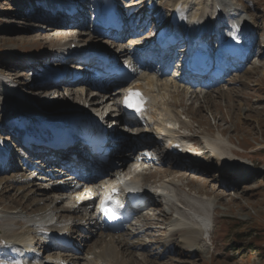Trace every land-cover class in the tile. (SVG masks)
<instances>
[{"label":"rangeland","instance_id":"rangeland-1","mask_svg":"<svg viewBox=\"0 0 264 264\" xmlns=\"http://www.w3.org/2000/svg\"><path fill=\"white\" fill-rule=\"evenodd\" d=\"M148 1L112 0L120 29L110 26L95 37L93 27L103 22L98 20L97 11L92 10L88 0H0V114L16 110L22 105L21 101L32 102L41 107L35 110L31 120L39 121L55 116L58 111L48 108L63 105V108L78 109L75 105L87 106L91 98L96 100L92 104L98 113L112 112L125 87L141 84L151 76L154 79L151 94L156 97L165 95L161 103L170 110L175 125L180 126L176 134L185 144L195 148H190L191 153L161 158L160 148L155 145L134 147L142 133H154L151 126L147 128L139 117H135L138 122L130 124L116 119V131L121 132V138L111 158L121 160V166L107 167L91 183L88 182L89 186L83 192L93 198L89 204H77L82 196L68 188L72 175H91L86 165L76 167L61 159L60 175L52 179L65 183L68 189L62 195H41L34 183L39 180L37 177L30 178L35 185L18 188L20 184L14 181H25L30 175L18 166L0 168V264H10L14 260L26 262L23 252L12 250L10 246L18 244L20 236L29 235L33 236L32 242L28 240L32 244L31 254L38 255L32 262L34 264L51 263L52 259L62 258L67 264H96L98 251L111 237L118 241L123 260L127 259L130 264H264V51L258 48L260 42H264V0H217L222 8L225 3L240 7L236 19L251 24L254 40L247 49L245 68L237 69V65L232 64L233 67H227L230 71L224 72L208 87L190 86L187 80L171 75L172 70L149 62L155 53L153 36L161 20H168L171 0H151L152 8L155 5L160 9L161 18L155 12L150 14V7L146 8ZM206 7L212 8L211 0L206 2ZM66 12L70 17L75 16V23L69 24L66 18H62L63 13L68 16ZM52 16L58 17L53 20L66 25H47ZM215 19L219 21V16ZM209 43L214 46L216 38L209 39ZM73 46L86 50H125L124 58L132 61L127 86L109 83L102 91H90L85 95L78 89L79 85H53L49 81L51 85L47 84L45 88L49 89L50 96L34 97L33 94L41 88L33 84L34 75L62 69L67 73L77 64L74 61L66 65L60 63L62 58L77 57L69 51ZM179 75L182 73L178 71ZM64 76L70 77L69 74ZM113 93L111 100L99 105V95L105 98ZM2 125L0 122V142H10L12 136ZM204 135L222 139L224 142L219 144L220 148L232 159L246 164L250 175L243 167L246 179L224 173L228 168L230 171L235 168L223 167L219 158L211 155L202 138ZM8 145L10 161L14 163L17 161L16 144L10 142ZM151 148L157 150L156 154L149 151L146 155L152 161L143 160L139 149ZM194 157L201 160L194 162ZM108 161L110 158L100 164L106 165ZM124 173H130L132 179L140 183L149 181L154 186L165 185L167 192L163 196L155 194L152 197L154 203L137 209V217L126 223L123 229H112L109 236L87 234L88 223L94 220L95 195L114 180L115 175L120 177ZM4 182L13 189L9 190ZM7 206L16 208L7 210ZM202 210L210 212L212 229L200 243V250L189 252L185 249L187 246L179 243V235L168 234L163 221L179 218L182 227L197 228L193 214ZM46 212L55 215L60 222L69 221L73 225L70 247L63 248L61 242L50 246L43 233L32 225L36 217ZM147 212L151 215L146 216ZM164 240L169 241L167 247H162Z\"/></svg>","mask_w":264,"mask_h":264},{"label":"bare ground","instance_id":"bare-ground-1","mask_svg":"<svg viewBox=\"0 0 264 264\" xmlns=\"http://www.w3.org/2000/svg\"><path fill=\"white\" fill-rule=\"evenodd\" d=\"M88 1L90 3V7L92 8V10L97 11L98 20L103 22V23L99 22L93 27V29H96V31L93 30V33H95V37H98V35H99L98 33L106 31L104 25L108 21V19H111L114 22L118 23V21H119L118 14H117V11L114 8L111 0H88ZM207 1H209V0H194L192 2H189L188 0H171L170 1V3H171L170 4V11H171L170 16H169L167 21L161 20L158 27L164 28L166 34H172L174 37H177L178 35H183L185 37L186 47H187L201 33L204 34L203 26L208 28V31L205 32V35L209 34L210 29L212 27H215V23H216L215 18L216 17L218 18L217 7L219 6V4L217 3L218 2L217 0H211V7L212 8L209 9L206 7ZM152 3L153 2L151 0L148 1L146 3V8L150 7V9L148 8L151 11L150 14L154 15V12H155L157 15H160L159 17L161 18V14H160L161 12L159 11L160 9L158 10L155 5L152 8ZM106 4H108L110 6V12L109 13H106V11L104 10ZM232 6L234 7V9H237V8H235L236 5H232ZM223 7L227 8L228 6L225 3ZM66 13L68 14V16L66 17V14L63 13L62 18H66L65 20H66V22H69V24L75 23V20H74L75 16L70 17V14L68 12H66ZM197 13H199L200 15L196 16ZM212 16H213V18H211ZM197 17H199V18L197 19ZM53 18L56 19L58 17L52 16V18H50L46 22L47 25H57V24L58 25H64V24L66 25L65 22H62L60 20H53ZM219 18H221V17H219ZM233 19L237 20L239 23V26H241V28L243 30L242 34L247 35L246 30H248L249 28H252V27H250L251 24L249 22H246V21H240V20L236 19V17H234ZM219 22L222 23L223 20H220ZM216 33H218V34L216 35L215 33H212L210 35V39L214 38V37L216 38L215 55H216V58L218 59V63L220 66L219 68H221L222 65H224V64L237 65V69L239 67L245 68L244 58L242 57V54H241L239 48L236 46H234V47L229 46L225 42L226 36L230 32H228L227 30L223 31L221 29H217ZM240 39H241V37H240ZM85 50H86V48L79 47V46H73L72 48L69 49V51H72V54L78 53V52L83 53V52H85ZM184 50H186V49L183 48V45H181V46H179V48L175 49V51H174V53L176 55L175 66H172V65H170V66L171 67H177V69H175V70L170 69V70H172V74L178 75V69L184 67L187 64L185 61H186V56L188 54H185ZM86 51H88V50H86ZM89 51L93 52L95 54H99L100 52H102L101 50H94L93 48L89 49ZM120 52H121V54H124L125 50H121ZM69 61H74L75 63H77V64H74V66L80 67V68H78L79 70L82 69V67H81L82 61L78 58H62L60 60V63H61V65H66ZM127 63H130V61H127ZM235 69H236V67H235ZM64 75L65 74L61 73V75H60L61 77L59 76L60 78H58V81H52V84L56 85L58 83H60V84L61 83L62 84L68 83L71 85H75L77 87L79 85L78 89L81 90V92L85 95L86 94L88 95V93L90 91H97V92L102 91V89L105 88L107 85H109L110 82L112 84H113V82H115V81H113V78H107L106 79L107 81L104 80L105 84H103L102 86L101 85L99 86L96 82H87L84 79H81V80L78 79L75 81V83H71L70 77L68 78V77H65ZM153 80L154 79L151 76H148V77H146V79L143 83L137 84V85L131 87V89L129 90L130 93L139 92L140 95L142 96V98H144V101H145L144 102V108L138 114V117H141L142 120L145 121L146 125L149 126L148 128H150L151 122L156 124L157 126H162V127L166 123L170 124L171 126H174L175 120L173 119V117L170 113V110L167 108V106H165L163 103H161L162 100L164 101L165 95L160 96V97H156V96L151 94V91L153 88V83H154ZM47 84L51 85L49 81L48 82L45 81L43 83H40V81H38L37 83H35V85L41 86V88H38L36 92L39 93V92H42V90H49L47 88L44 89L46 87L45 85H47ZM188 85L191 86V84H188ZM125 94H126V92L122 91V93L120 94L121 98L124 97ZM99 97L101 99L99 105L101 106L105 103L106 100H111L114 97V93H113V96L107 95L104 98V95L101 94V95H99ZM21 103H22V105L19 104L20 106L16 110H14L12 112H2L0 114V122H3L5 125L4 130L6 129V133L10 134L12 136L11 139H13V140H11L10 142L22 143L21 141H23L25 139H32V141H36L42 137L48 138L50 140V142H47V145H49L52 142L59 143L62 141L65 133L62 132L60 127H58L57 121L55 122V124L42 125L38 121L35 122L33 120H30L29 118H25V120H22V121H21V119L18 120V117H19L18 113H20L26 105V103L24 101L23 102L21 101ZM92 103H96V100H92V98H91L89 100L87 106H85L86 104L84 106H81V105H75V106L79 110H81V113L84 114L87 112V110L94 111V104H92ZM63 107L64 106L62 105L61 107H58L56 109L55 108H52V109L48 108V110H58V111H55L56 112L55 117H57V116L58 117H61V116L65 117V115H68L70 112L76 111V110H73L72 108L70 109V108H63ZM59 109H60V111H59ZM108 116H109V118L116 116V118H112L111 119L112 121H109V122H115L116 119L119 122L124 120L126 122V124L138 122V119H136L134 117L133 118H125L124 116H122L121 101L119 102V100L117 101L116 106L112 109V113H110V112L108 113L107 117ZM11 118H16L18 121L13 122V119L11 120ZM18 122L19 123L21 122L23 124L22 127H20V126H19L20 128L16 127V125L18 126V124H19ZM117 127L115 129H117ZM164 132L166 134H168L169 136L175 137L177 139V141L182 144L183 151L186 150L187 146H185V143L183 142V140L177 134H175V131H172L171 129L164 128ZM120 133L121 132L115 131L113 134V136L116 138L112 140L111 145L112 144L115 145V142L117 145L116 146L113 145L114 148L108 154L107 157L110 158V161H108V163L106 165L100 164L97 161V159H98L97 157H91V154L88 151L82 150V149L80 150L79 147H77L75 149L74 148L69 149L70 151H66L65 153H67V155L75 154L76 158L80 159L81 161L84 159L87 160V158H89L87 162L88 163L92 162V166L87 167L89 170H91V175L88 178H84V177H81L79 175H72L71 178L75 179L76 181L79 180L83 184L85 183V184L89 185V183H91L92 179H94L98 173L103 172L107 167H120L121 166V160H117V159L112 160V158H111L112 154L114 153V151H116V149L119 146L118 142H120V138H121ZM157 137L158 136H157L156 131H154V133L144 132L137 138L138 142H136L137 144L134 147L140 146L141 148H146L149 145H155L158 143V140H159ZM202 138L205 141V144L208 147L211 155L218 157L219 160L223 163V167L228 168L229 166H235V163H237L236 162L237 160H235L234 158L232 159L231 157L226 155L225 152L220 148L219 144L221 142H224L222 139H220L219 137H216V138L209 137L208 135H204V136H202ZM196 145H197V143H196ZM25 147H27V149L29 150V152L32 155L40 154V152L35 150L33 147H29L28 145H25ZM47 148H48V150L46 151V154L50 153V150H51L49 147H47ZM9 149H10V145H8L7 142L0 144V168H9L10 166L11 167H17L18 166L16 164V162L12 163V161H10L11 157H10L9 153L11 150L9 151ZM55 153H57V152L54 151L53 153H50V154H52L50 159L53 162H55V160L62 158V156H58V157L56 156V158H55ZM144 158L145 157H142L143 160H144ZM194 160H195L194 162H197L198 160H201V158L194 157ZM81 164H83V163H81ZM48 168H51L49 170H52V168L54 169V168H58V167L53 166V167H48ZM234 172H235L234 176H236L237 178H239L241 180H242V178L244 179V177H242V175L244 173H243L241 168L234 169ZM246 172H247V174L250 175L248 170ZM226 174L229 175V173H226ZM244 175H246V174H244ZM25 179H27V180L24 181L22 179V181H21V179H18L17 181L15 180L14 182L17 185L26 184V186L24 185L23 187H21L19 185L18 188H26L28 185L32 186V185L37 184L36 190L39 193H41V195H46V194H49V195L52 194L53 195V193H56V194L61 193V195H62L64 193L66 194V189H68L66 187L65 183H60L56 179H48V181H45V179L35 180L34 181L35 184L33 183V181L31 179H29V178H25ZM115 182H116V179L112 180L108 184L115 183ZM4 183L6 184V182H4ZM5 186L9 190L13 189L12 187L9 186V184H6ZM160 187H162V189H160ZM2 188L4 189V186ZM151 188H157L159 191L161 190L162 196L165 194V192H167V190H165V189H167L165 187V185L159 186V187L158 186H151ZM5 190H6V188H5ZM92 199L93 198L84 199L82 203L83 204L84 203L89 204V201ZM146 203H150V204L154 203V200L152 199V197L148 196ZM14 208H16V207H14V206L12 208L8 207V206L6 207L7 210L8 209L13 210ZM20 208L22 210L24 209L23 206L22 207L20 206ZM135 210H132V211L135 212ZM137 214H138V212H135L133 214V219H135L137 217ZM51 215H52L51 213L46 212L41 217H38V218L36 217L35 222L32 223V225H34L43 234H45V235L42 234V236H44V238L46 239V242L53 241L55 236H56L58 238H62V237L65 238L64 242H66V243H71L72 238H73V229H74L73 225L69 221L60 222V221H58L57 217H55V215L54 216L52 215L53 217ZM146 216H148V215L146 214ZM193 217L196 219V221H199L200 225H197V226H200V228H196V226H190V225H187L184 228V227H182L183 222L179 218H176V219H174V220H172L166 224V228H168L167 230L169 233L171 231H174V230L179 229V228L186 229V231L183 230L181 233H179V238H180L179 243L182 244L183 246H187L188 248L186 247L185 249H189V252H196V251L200 250V245H201L200 243L203 241V239L205 237L209 236L210 230L212 229V218H211L210 212H208L207 210H202L200 213L193 214ZM93 219H92L93 222L88 223L87 234L91 235L93 233L94 234L95 233H104L107 236H109L110 235L109 231L114 229V228L110 227V226H106L99 216L94 215ZM92 220H90V221H92ZM121 227H124V226H120L118 228L121 229ZM166 228H164V229H166ZM26 230H28V229H26ZM20 233L22 234V232H20ZM54 234H55V236H53ZM51 236H53V237H51ZM7 238L13 239V237H7ZM32 239H33V237L30 235H29V237L28 236L27 237L20 236L18 238V240L22 241V243H21L22 246L19 247L16 244H12V246H10V247L12 250H15L18 252H21L22 249L23 250L25 249L28 251V255H31V249L30 248H31L32 244L28 243L29 242L28 240H31V242H32ZM167 243L169 244L168 240L162 241V243H161L162 247L163 246L167 247ZM48 244L49 243H47V245ZM119 245L120 244L118 243V241H116L114 238L111 237L108 240V243L106 242V245L98 251V253H97V257H98L97 261L98 262L96 264H130L129 261H126L127 259L123 260V258H122L123 255L121 256V254H120V248L121 247L119 248ZM6 247L8 248V246H6ZM94 253L95 252H93L92 254H94ZM24 256L26 257L27 255L25 254ZM37 257H38V255L32 254L31 257L28 258V262H23V261L20 262V261L14 260V262H11L10 264H34L32 262L35 259H37ZM36 264H40V263H36ZM45 264H67V260L65 258L57 259V260L52 259L51 263H45Z\"/></svg>","mask_w":264,"mask_h":264}]
</instances>
